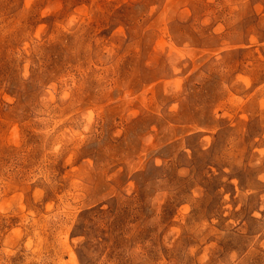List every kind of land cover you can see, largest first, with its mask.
Masks as SVG:
<instances>
[{"label": "rangeland", "instance_id": "1", "mask_svg": "<svg viewBox=\"0 0 264 264\" xmlns=\"http://www.w3.org/2000/svg\"><path fill=\"white\" fill-rule=\"evenodd\" d=\"M0 264H264V0H0Z\"/></svg>", "mask_w": 264, "mask_h": 264}]
</instances>
